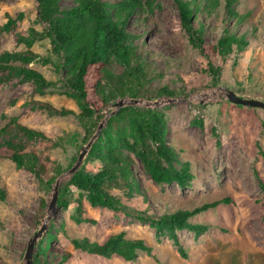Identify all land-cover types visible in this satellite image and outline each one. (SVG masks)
I'll use <instances>...</instances> for the list:
<instances>
[{"label":"rangeland","instance_id":"1","mask_svg":"<svg viewBox=\"0 0 264 264\" xmlns=\"http://www.w3.org/2000/svg\"><path fill=\"white\" fill-rule=\"evenodd\" d=\"M103 1L113 6L111 11L115 12L114 6L121 0ZM181 3L198 8L192 12L190 26L199 34L200 41L184 28ZM73 5L74 0L60 2V8ZM233 10L236 17L227 12L225 0H153L151 6L143 3L128 20L126 32L141 35L130 45L148 74L144 93L135 98L127 93L116 97L108 104L102 121L116 110L113 105L121 100L125 102L123 107L162 113L167 124V143L175 149L180 162L190 164L193 181L186 189L175 184L158 186L138 160L126 153L133 162L141 195L127 198L113 190L112 194L128 208L125 212H113L90 207L83 196L69 188L68 205L57 206L55 216L36 243L33 262L36 259L49 264H264V160L257 148L258 144L264 151V109L234 105L225 97L226 89L242 99L264 103V0H235ZM6 14L16 24L14 31L0 33V54L24 51L18 38L28 37L31 29L38 32L42 29L37 20V6L32 0H0V28L6 22ZM232 34L243 36L248 42L243 51L234 47L226 57L213 54L212 46ZM31 50L40 58L29 67L57 84L44 95L35 93L31 84L17 78L0 85V128L14 120L41 132L44 139L33 141L29 150L40 162L47 158L50 163L41 181L24 167L0 161V186L7 193L6 200L0 201V264H25L27 244L47 216L55 184L58 183L59 196L69 178L64 173L72 168L74 158L87 144L82 141L85 123L79 118L52 116L35 106V102H45L78 114L77 107L63 95L62 85L57 82V58L49 52L48 41H36ZM42 59H48L49 63H43ZM215 68L220 69L217 77L212 71ZM110 70L120 75L123 67L112 58ZM161 89L172 93L156 95ZM193 120L201 121L203 128L191 125ZM82 164L90 171L100 168L99 163L83 160ZM56 167L64 172L57 175ZM224 198L230 203L193 219L210 224L207 232L200 236L185 230L177 232L185 258L167 234L156 237L148 219L139 217L141 213L153 216L166 208L191 210ZM41 201L46 205L44 210H40ZM85 218L95 224L75 222ZM120 232L126 239H141L153 246L157 262L146 254H139L135 262L117 257L104 259L75 251L71 245L74 239L87 238L92 242ZM65 253L71 254L67 260H63Z\"/></svg>","mask_w":264,"mask_h":264},{"label":"trees","instance_id":"2","mask_svg":"<svg viewBox=\"0 0 264 264\" xmlns=\"http://www.w3.org/2000/svg\"><path fill=\"white\" fill-rule=\"evenodd\" d=\"M37 6V20L42 26L40 32L29 30L28 37H19L18 41L25 47L24 51H4L0 54V85L8 84L17 78L31 84L35 93L44 95L57 83L47 80L41 73L29 67L40 56L31 48L36 41L47 40L49 52L57 58L56 70L59 74L58 83L62 85L63 95L70 99L78 109V114L65 108L56 109L45 102H35L37 109L52 116H76L85 123L83 142L87 143L96 132L99 122L104 118L108 104L125 93L132 98L144 93V80L148 74L144 66L134 57L131 41L141 35L133 36L126 32L128 20L144 3L151 6L153 0H121L113 6L103 0H74L69 8H60L61 0H32ZM235 0H225L227 12L236 17L233 10ZM181 21L193 39L200 41L199 34L193 32L190 22L192 12L198 11L190 3L179 5ZM16 20L6 14V22L0 33L15 30ZM248 42L243 36L227 35L212 46L211 51L220 57L230 55L233 48L242 52ZM116 59L123 70L115 75L110 70L111 59ZM49 63L48 59H42ZM217 77L220 69H212ZM172 92L161 89L156 95ZM191 125L202 129L201 121L193 120ZM44 139V135L36 130L23 126L12 120L0 128V161L8 160L17 167H24L34 176L43 180L48 173L50 160L41 162L38 156L29 150L35 140ZM258 154L264 160V151L259 147ZM126 153L133 155L141 164L143 171L158 186L175 184L180 189L188 188L192 181L190 164L180 162L175 149L167 143V124L162 113L151 109L123 107L105 122L99 137L94 141L86 158L87 163H99L96 171L86 170L84 164L70 175L66 186L59 193L57 206L67 207V190L73 188L92 208H102L113 212H125L124 206L117 195V190L127 198L140 196L141 191L134 176L133 162ZM77 157L74 158V163ZM57 175L62 171L54 169ZM54 181V178H49ZM7 198L6 190L0 186V201ZM78 211L81 202L76 201ZM227 198L199 207L188 209H164L153 216L139 214L140 218L148 219L155 236L167 234L182 258L183 249L177 232L188 231L200 236L210 229V224L194 222L193 219L219 205H227ZM46 205L40 203V210ZM148 217V218H147ZM76 223L95 224L93 220H75ZM71 245L75 251L88 255L111 259L117 257L126 262H135L139 254H146L155 262L154 247L144 240L126 239L123 232L103 235L96 241L87 238L74 239ZM71 256L65 253L63 260ZM33 264H49L46 260L34 259ZM60 264V263H58Z\"/></svg>","mask_w":264,"mask_h":264},{"label":"water","instance_id":"3","mask_svg":"<svg viewBox=\"0 0 264 264\" xmlns=\"http://www.w3.org/2000/svg\"><path fill=\"white\" fill-rule=\"evenodd\" d=\"M224 89V88H221ZM225 97L227 99V101L231 104L234 105H239V106H245V107H250V108H260V109H264V103L262 102H258L255 100H246V99H242L238 96H236L233 92L226 90L225 89ZM136 102V101H134ZM125 105L124 101H118L117 103H115L113 105V107L116 108V110L112 113H110L107 117H105V119L98 125L96 132L94 133V135L90 138V140L87 142V144L85 145V147L81 150L80 154L77 157V160L75 162V164L72 166V168L70 170H68L67 172L64 173V175H73L81 166L84 158L86 157V155L88 154V151L90 150L91 146L93 145L94 141L99 137L100 132L102 130V128L104 127V123L108 120V118L112 115H114L118 110H120L123 106ZM57 200H58V183L55 184L54 186V191L52 194V198L50 200V203L47 207V216L45 217L42 225L40 226V228L37 230V232H35V234H33L32 238L29 240L26 250H25V254H24V258H25V264H33V252L36 246V243L39 239H41L43 233L46 231L47 228V224L48 222L55 216L56 211H57Z\"/></svg>","mask_w":264,"mask_h":264}]
</instances>
